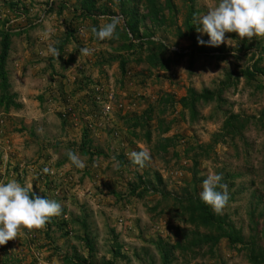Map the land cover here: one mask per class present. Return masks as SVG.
<instances>
[{"label":"rangeland","instance_id":"1","mask_svg":"<svg viewBox=\"0 0 264 264\" xmlns=\"http://www.w3.org/2000/svg\"><path fill=\"white\" fill-rule=\"evenodd\" d=\"M216 2L0 0V31L9 34L0 182L31 185L62 207L45 228L0 245V264H264V89L256 88L264 82L240 73L257 58L264 68V37L226 33L229 44H198L209 37L194 16ZM111 17L121 19L119 38L96 39L91 27ZM49 44L57 59L45 54ZM157 50L165 69L146 62ZM218 87L221 100L198 104L188 121L179 98ZM229 114L247 121L230 133ZM162 138L171 139L165 150ZM141 147L151 154L142 169L128 156ZM68 150L86 167L72 165ZM210 172L228 186L219 215L241 242L203 243L196 231L209 230L185 220L186 199L200 196Z\"/></svg>","mask_w":264,"mask_h":264},{"label":"clouds","instance_id":"2","mask_svg":"<svg viewBox=\"0 0 264 264\" xmlns=\"http://www.w3.org/2000/svg\"><path fill=\"white\" fill-rule=\"evenodd\" d=\"M120 23L119 17H111L99 28L92 26L90 31L101 41L118 39L117 27ZM194 24L202 25L197 30L209 37L207 42L198 37V44L219 46L228 43L230 39L226 40V33H236L239 38L249 40L264 37V0H217L204 15L194 16ZM93 51L88 47L79 49L84 56L91 55ZM45 54H51L56 59L60 55L54 44H49ZM66 155L76 168L86 167V161L75 151L68 150ZM128 156L141 169L151 160L150 151L145 147L130 152ZM116 167L119 168L118 162ZM42 172L49 174L51 169L45 167ZM222 180V174L210 172L203 179L199 193L201 200L211 206L216 214H222L229 201L228 186ZM61 212L62 207L57 201L34 195L31 185L22 186L15 179L0 182V245L17 239L22 229L30 232L45 228L49 220L61 215Z\"/></svg>","mask_w":264,"mask_h":264},{"label":"trees","instance_id":"3","mask_svg":"<svg viewBox=\"0 0 264 264\" xmlns=\"http://www.w3.org/2000/svg\"><path fill=\"white\" fill-rule=\"evenodd\" d=\"M8 44H9V34L7 32L0 31V87L2 89L7 85L2 67L7 55ZM125 48H128V46H125ZM153 54H155L153 57H156L154 59L155 61H152V58H150L149 55L146 57V62L152 65L156 64L160 69H165L169 64L168 59L163 58L158 50L156 51V53ZM258 60H259L258 58L253 60L248 66L240 70V73L246 80L253 78L255 75H259L262 78V82H264V68L258 66L257 64ZM120 66H122V63ZM228 85L229 83L225 82L224 86H228ZM256 88L262 90L264 89V86L261 84V85H257ZM222 91H223L222 87H218L216 88V90L204 88L198 92H196L193 89H187L185 95L179 98V104L182 107V109H185V111H187L188 121L195 120V117L197 115L196 107L198 104L209 103L212 101L218 103L221 100L220 94ZM7 99L8 98L4 94H2L1 101L3 102L5 107H7L9 104V102H7ZM17 105L18 104H15V106ZM227 120L233 121V124H231L233 126L230 128L233 129L230 131V133H232L235 131V129H237V127L242 128L244 123L247 121V118L242 119L235 114H229ZM145 135L147 139L148 137L147 133ZM169 140L171 139L162 138L164 144H162L161 146L160 144H158L162 150L166 149L167 142L168 143L170 142ZM194 164H195V160H193V165ZM186 201H185V206L183 207L187 215L185 220L188 223L194 225L195 227L209 230V231H202V233L196 231L197 232L196 235L201 238L203 243L216 242L219 239V237H226L230 243L241 242L242 238L241 235L238 233V231H236L235 228L230 223H228L223 216H220L219 214L213 212L211 207L201 200L200 196L197 195L189 196L186 199ZM211 230H214V233L210 232ZM249 251L252 253V248H249ZM160 254L163 257L164 251H160ZM259 256L260 258L262 257L261 255ZM76 264H92V263H90L89 261L85 262L84 259H80Z\"/></svg>","mask_w":264,"mask_h":264},{"label":"built area","instance_id":"4","mask_svg":"<svg viewBox=\"0 0 264 264\" xmlns=\"http://www.w3.org/2000/svg\"><path fill=\"white\" fill-rule=\"evenodd\" d=\"M171 49H172V47H171Z\"/></svg>","mask_w":264,"mask_h":264}]
</instances>
